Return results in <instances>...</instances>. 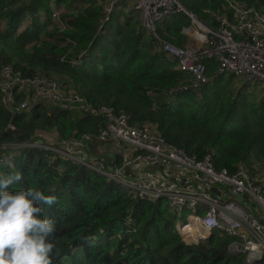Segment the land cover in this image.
I'll list each match as a JSON object with an SVG mask.
<instances>
[{
  "label": "trees",
  "instance_id": "obj_1",
  "mask_svg": "<svg viewBox=\"0 0 264 264\" xmlns=\"http://www.w3.org/2000/svg\"><path fill=\"white\" fill-rule=\"evenodd\" d=\"M50 1L0 0L2 66L27 78L39 73L57 77L96 107L107 105L129 114L133 124L157 125L168 142L189 154L202 158L213 153L220 169L233 170L237 163L250 160L264 162V97L252 99L253 93L247 86L239 88L233 75H219L201 94L184 92L169 98L166 93L179 83L180 75L174 62L155 50L154 38L135 17L114 13L99 33L103 6L97 0H56L68 6L89 4L83 12L64 16L69 21L64 31L56 26L50 30ZM180 1L211 24H217L213 13L226 5L225 0ZM236 1L264 12V0ZM28 12H44L46 19L35 17L31 27L19 32ZM191 24L186 13H177L162 22L158 34L184 46L182 29ZM81 52L87 55L73 64ZM216 69L213 62L208 75ZM20 95L22 99L26 93ZM11 122L21 135L7 130ZM106 126L102 116L45 104L13 115L0 95V173L19 170L23 186L58 197L46 209V215L56 220L53 264H247L243 254L228 251L232 238L219 233L207 243L187 245L166 199L136 200L113 180L47 149H2L5 143L38 139L40 132L56 133L59 140L89 134L90 143H98ZM91 145L89 151L95 154Z\"/></svg>",
  "mask_w": 264,
  "mask_h": 264
},
{
  "label": "built area",
  "instance_id": "obj_2",
  "mask_svg": "<svg viewBox=\"0 0 264 264\" xmlns=\"http://www.w3.org/2000/svg\"><path fill=\"white\" fill-rule=\"evenodd\" d=\"M225 1L224 10L217 9L213 13L217 24H211L188 10L180 0H97L103 6L98 32L104 30L119 7H123V14L133 15L141 23V29L154 38L155 50L174 62L180 75L179 83L166 93L169 98L184 92L201 94L219 75H233L243 83L239 88L246 84L247 92L264 95V12L236 0ZM88 4L76 2L68 6L51 0L52 24L48 29L56 26L64 31L69 22L64 16L83 12ZM181 12L192 21L190 27L182 29V35L188 40L184 46L158 34L162 22ZM38 16L46 19L44 12H28L19 32L31 27ZM44 36L45 32L39 39ZM86 55L81 52L72 63L79 64ZM213 62L217 69L211 76L208 72ZM22 92L26 95L20 101ZM0 95L5 108L13 115L30 113L45 104L63 110H80L84 116L104 117L107 126L97 139L108 145L104 153L109 155L105 161L99 152L89 151V134L63 140L56 148L45 145L39 135L46 132H40L36 134L38 139L32 136L20 144L5 143L2 149L17 146L47 149L113 180L136 200L158 202L166 199L177 218L176 230L187 245L207 243L219 233L232 238L228 251L234 255L243 254L247 264H259L264 260L263 161L250 160L237 163L233 170L220 169L213 153L202 158L189 154L168 142L157 125L133 124L131 115L117 113L107 105L96 107L75 87L69 88L59 78L42 73L27 78L21 72H14L11 66L0 64ZM7 130L22 134L12 122ZM83 139L87 140L86 144ZM238 196L243 199L239 200ZM126 221L131 225L132 214Z\"/></svg>",
  "mask_w": 264,
  "mask_h": 264
},
{
  "label": "clouds",
  "instance_id": "obj_3",
  "mask_svg": "<svg viewBox=\"0 0 264 264\" xmlns=\"http://www.w3.org/2000/svg\"><path fill=\"white\" fill-rule=\"evenodd\" d=\"M22 181L19 170L0 173V264H53L56 220L46 209L58 197Z\"/></svg>",
  "mask_w": 264,
  "mask_h": 264
},
{
  "label": "rangeland",
  "instance_id": "obj_4",
  "mask_svg": "<svg viewBox=\"0 0 264 264\" xmlns=\"http://www.w3.org/2000/svg\"><path fill=\"white\" fill-rule=\"evenodd\" d=\"M123 9V7H119L118 9H116L114 12H115V14H119V13H124L123 11H121ZM125 15L126 16H129V17H133L134 18V16L133 15H131V14H127V13H125ZM137 20V19H136ZM138 21V20H137ZM3 24V23H2ZM64 75L63 74H61V77H63ZM67 77V76H66ZM232 81H235L237 84H239V85H241V84H243L242 82H240V81H238V80H236V79H234V77H233V79H232ZM244 87H246V84H244L243 85ZM249 86V85H248ZM248 89V88H247ZM249 90V89H248ZM251 95V98L252 99H261V98H263L264 97V95L262 96L261 95V93L260 92H257L256 94H250ZM20 101H21V99H20ZM5 105V104H4ZM6 107V106H5ZM79 113L81 112L80 110H77ZM39 137L40 138H42L43 139V141L45 142V145H47V146H50V147H56V148H59L57 145H62V141L63 140H59L58 138H57V134L56 133H53V132H47L45 135H39ZM55 144V145H53V144ZM89 145V144H88ZM95 145H97L98 147H100V148H107L108 147V145H106L105 143H103V142H98V143H96V142H93L92 143V145H91V149L93 148V146H95ZM17 147H20V146H17ZM21 148V147H20ZM92 152H93V150H92ZM17 153V151H14V153L13 154H11V155H15ZM94 153V152H93ZM108 152L105 154V155H100V157H103V159L105 160V161H107L108 160Z\"/></svg>",
  "mask_w": 264,
  "mask_h": 264
},
{
  "label": "crops",
  "instance_id": "obj_5",
  "mask_svg": "<svg viewBox=\"0 0 264 264\" xmlns=\"http://www.w3.org/2000/svg\"><path fill=\"white\" fill-rule=\"evenodd\" d=\"M183 39H184V45H187V43H188V40L183 36ZM99 142V141H98ZM88 144H92V143H88ZM93 148H94V151H95V153L96 152H99V155H105V153H104V149L105 148H100V147H98L97 145H95V146H93ZM101 158H103V157H101Z\"/></svg>",
  "mask_w": 264,
  "mask_h": 264
},
{
  "label": "water",
  "instance_id": "obj_6",
  "mask_svg": "<svg viewBox=\"0 0 264 264\" xmlns=\"http://www.w3.org/2000/svg\"><path fill=\"white\" fill-rule=\"evenodd\" d=\"M86 143H87V140H86V139H83V144H86ZM213 190L219 194L218 189L214 188ZM237 198H238L239 200H242V199H243L242 196H238Z\"/></svg>",
  "mask_w": 264,
  "mask_h": 264
},
{
  "label": "bare ground",
  "instance_id": "obj_7",
  "mask_svg": "<svg viewBox=\"0 0 264 264\" xmlns=\"http://www.w3.org/2000/svg\"><path fill=\"white\" fill-rule=\"evenodd\" d=\"M193 32V31H192ZM194 33V32H193Z\"/></svg>",
  "mask_w": 264,
  "mask_h": 264
}]
</instances>
